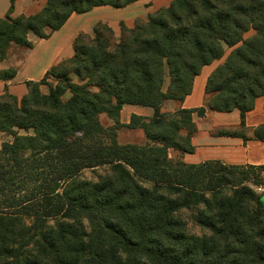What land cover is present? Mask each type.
I'll use <instances>...</instances> for the list:
<instances>
[{
    "label": "trees",
    "instance_id": "1",
    "mask_svg": "<svg viewBox=\"0 0 264 264\" xmlns=\"http://www.w3.org/2000/svg\"><path fill=\"white\" fill-rule=\"evenodd\" d=\"M135 1L45 0L15 17L11 6L0 17V59L73 13ZM72 46V57L25 82L22 97L0 94V131L12 137L0 148V264H264V188L249 180L263 177L264 165L187 164L168 153L193 151L192 115L206 108L240 113L239 132L218 133L264 141V123H244L264 100V0H171L131 28L121 23L118 39L99 21ZM220 59L205 83L206 108L162 111ZM14 73L1 70L0 80ZM123 105L153 114L121 124ZM103 114L112 125H102ZM122 127L141 129L145 141L120 144ZM99 166L108 172L97 180L78 178ZM194 209L205 233L187 229L183 212Z\"/></svg>",
    "mask_w": 264,
    "mask_h": 264
},
{
    "label": "crops",
    "instance_id": "2",
    "mask_svg": "<svg viewBox=\"0 0 264 264\" xmlns=\"http://www.w3.org/2000/svg\"><path fill=\"white\" fill-rule=\"evenodd\" d=\"M31 1L34 0H0V17L9 13L11 6V16L13 17L21 14H33L43 6L41 0H37L39 5H34ZM170 2L171 0H137L125 7L114 8L123 11L124 17L117 15L116 10H112L113 7L99 6L85 13L71 14L63 26L51 32L47 38H38L33 33H29L28 39L32 43L31 48L11 45L5 60H0V71L9 67L15 69L12 78L6 81L0 80V94L7 91L17 98L22 97L27 93L25 82L39 81L52 66L72 57L74 38L79 33L92 35L95 23L99 21L106 23L113 30L115 38L118 39L121 23L131 28L137 19H147L150 13L160 7L168 6ZM221 62L222 59L215 60L211 64L203 66L193 80L191 93L181 103L165 102L162 111L173 112L177 108L205 107L206 80ZM132 114L151 117L153 109L137 105H123L119 113V122L127 124ZM108 120L109 125H112L113 121L109 118ZM192 120L197 128L190 138L193 151L181 154L170 149L168 152L170 158H179L187 164L217 160L227 165H264V141L253 139L250 137V133H247L248 139L218 133L219 130H234L239 127L241 118L237 109L230 112H216L206 108L204 115L199 116L194 113ZM244 123L246 128L264 123V100L262 97L256 98L254 108L245 113ZM125 129L129 133H134L135 130L142 131L141 129ZM141 135V139L145 140L143 131ZM117 136H119L118 132ZM128 142L137 144L133 142V139H129Z\"/></svg>",
    "mask_w": 264,
    "mask_h": 264
},
{
    "label": "rangeland",
    "instance_id": "3",
    "mask_svg": "<svg viewBox=\"0 0 264 264\" xmlns=\"http://www.w3.org/2000/svg\"><path fill=\"white\" fill-rule=\"evenodd\" d=\"M41 2H42V5H43L45 3V0H41ZM31 3H33L34 5H36V4L39 5V3H37V0L31 1ZM112 10H116L115 13L117 15H122L124 17L123 11H120V10L118 11L117 9H114V8H112ZM251 33H252V31L248 32L247 34H245V37L249 36ZM228 53H229V49H226L225 56ZM4 60H5V57H4ZM74 80H76V78H74ZM205 97L206 96L204 95V100H205ZM100 121H101L102 125H104V126H108L109 125V120L104 114L101 115ZM234 130L239 132V129L235 128ZM117 132L119 134V136H117V139H118V142L120 144L129 143L128 142L129 139H131V140L133 139V142H136L137 144H141V143H143L145 141V140L141 139L142 138V135H141L142 131H140V130H135L134 133H129V131H127L124 127H122V128H119ZM19 133H24V131L21 130ZM11 138L12 137L8 133H5V131H0V148L5 143L10 142ZM107 172H108V166H99V167H95V168H87V169L82 170L78 174V178L95 181V180H97L99 175H103V174H105ZM257 176H258V174H257V172H255L254 174L249 175V180H250V182L257 181L259 183V185H251V186L257 193H261L263 190L258 191L257 188L258 187H261L262 189L264 188V175H263V177L261 176V178H259ZM195 211H196V209H194V211H191V210L187 211L186 210V211L183 212L184 219L187 222V229H188V231L190 233H193V234L205 233V231L201 227L195 225L192 222V220H191V216L192 215L194 216ZM50 222H52V221H50Z\"/></svg>",
    "mask_w": 264,
    "mask_h": 264
},
{
    "label": "built area",
    "instance_id": "4",
    "mask_svg": "<svg viewBox=\"0 0 264 264\" xmlns=\"http://www.w3.org/2000/svg\"><path fill=\"white\" fill-rule=\"evenodd\" d=\"M257 190H258V191H261V190H263V189H262L261 187H258Z\"/></svg>",
    "mask_w": 264,
    "mask_h": 264
},
{
    "label": "water",
    "instance_id": "5",
    "mask_svg": "<svg viewBox=\"0 0 264 264\" xmlns=\"http://www.w3.org/2000/svg\"><path fill=\"white\" fill-rule=\"evenodd\" d=\"M262 200L264 201V197H262Z\"/></svg>",
    "mask_w": 264,
    "mask_h": 264
}]
</instances>
